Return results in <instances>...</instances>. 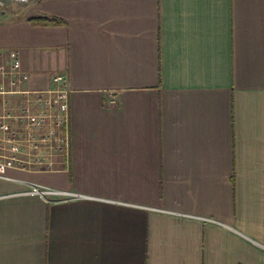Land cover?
Wrapping results in <instances>:
<instances>
[{
  "label": "crops",
  "instance_id": "0c3cea01",
  "mask_svg": "<svg viewBox=\"0 0 264 264\" xmlns=\"http://www.w3.org/2000/svg\"><path fill=\"white\" fill-rule=\"evenodd\" d=\"M0 54V115L56 74L70 109L0 178V264H264V0L5 1Z\"/></svg>",
  "mask_w": 264,
  "mask_h": 264
},
{
  "label": "built area",
  "instance_id": "2783aa9c",
  "mask_svg": "<svg viewBox=\"0 0 264 264\" xmlns=\"http://www.w3.org/2000/svg\"><path fill=\"white\" fill-rule=\"evenodd\" d=\"M5 1L23 4L29 0H0V7ZM10 57L11 72L15 73L19 60L15 52H11ZM66 80L64 74L54 75V87L33 93V97L27 100L28 104L22 106L19 114L14 116V121H8L9 115H0V140L6 143L9 151L7 154L0 153V178H9L5 174L8 167L46 170L53 168L54 156L68 157L70 109ZM31 102L32 105H29ZM27 186L23 194L36 195L44 200L49 195L62 194L61 191L34 182L27 183Z\"/></svg>",
  "mask_w": 264,
  "mask_h": 264
},
{
  "label": "trees",
  "instance_id": "16d2710c",
  "mask_svg": "<svg viewBox=\"0 0 264 264\" xmlns=\"http://www.w3.org/2000/svg\"><path fill=\"white\" fill-rule=\"evenodd\" d=\"M32 22L35 24H62L63 20L55 17H40L32 19Z\"/></svg>",
  "mask_w": 264,
  "mask_h": 264
}]
</instances>
